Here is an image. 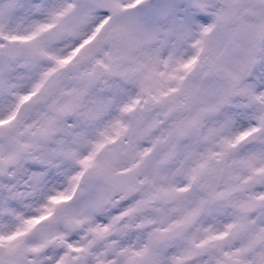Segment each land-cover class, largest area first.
I'll return each mask as SVG.
<instances>
[{
  "label": "snow or ice",
  "instance_id": "snow-or-ice-1",
  "mask_svg": "<svg viewBox=\"0 0 264 264\" xmlns=\"http://www.w3.org/2000/svg\"><path fill=\"white\" fill-rule=\"evenodd\" d=\"M0 264H264V0H0Z\"/></svg>",
  "mask_w": 264,
  "mask_h": 264
}]
</instances>
